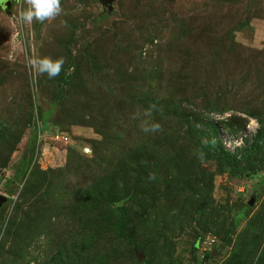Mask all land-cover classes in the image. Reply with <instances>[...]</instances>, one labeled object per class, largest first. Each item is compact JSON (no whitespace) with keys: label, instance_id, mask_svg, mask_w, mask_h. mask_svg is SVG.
Wrapping results in <instances>:
<instances>
[{"label":"rangeland","instance_id":"obj_1","mask_svg":"<svg viewBox=\"0 0 264 264\" xmlns=\"http://www.w3.org/2000/svg\"><path fill=\"white\" fill-rule=\"evenodd\" d=\"M28 7L0 3V264H264V0Z\"/></svg>","mask_w":264,"mask_h":264},{"label":"clouds","instance_id":"obj_2","mask_svg":"<svg viewBox=\"0 0 264 264\" xmlns=\"http://www.w3.org/2000/svg\"><path fill=\"white\" fill-rule=\"evenodd\" d=\"M29 4L30 7L19 13L21 21L31 23L33 20H39L43 22L55 18L62 12L61 0H29ZM64 63L63 57H41L32 62L30 66L34 65L38 73L47 74L48 78L52 79L60 75ZM155 109L156 106L153 104L131 114L130 118L138 122V127L144 134H155L161 130L160 123L153 117Z\"/></svg>","mask_w":264,"mask_h":264},{"label":"water","instance_id":"obj_3","mask_svg":"<svg viewBox=\"0 0 264 264\" xmlns=\"http://www.w3.org/2000/svg\"><path fill=\"white\" fill-rule=\"evenodd\" d=\"M8 0H6L7 2ZM108 3H111L113 0H106ZM6 197L4 195H0V204L2 203L3 200H5ZM254 202L253 198L250 200V204ZM139 259H142V255H139Z\"/></svg>","mask_w":264,"mask_h":264},{"label":"trees","instance_id":"obj_4","mask_svg":"<svg viewBox=\"0 0 264 264\" xmlns=\"http://www.w3.org/2000/svg\"><path fill=\"white\" fill-rule=\"evenodd\" d=\"M119 209L122 211L123 215H125L123 205L121 203L118 204Z\"/></svg>","mask_w":264,"mask_h":264},{"label":"built area","instance_id":"obj_5","mask_svg":"<svg viewBox=\"0 0 264 264\" xmlns=\"http://www.w3.org/2000/svg\"><path fill=\"white\" fill-rule=\"evenodd\" d=\"M250 121H251V120H250ZM254 125L257 126L256 122L252 120V121L250 122V126L253 127Z\"/></svg>","mask_w":264,"mask_h":264},{"label":"snow or ice","instance_id":"obj_6","mask_svg":"<svg viewBox=\"0 0 264 264\" xmlns=\"http://www.w3.org/2000/svg\"><path fill=\"white\" fill-rule=\"evenodd\" d=\"M0 3H3V0H0Z\"/></svg>","mask_w":264,"mask_h":264}]
</instances>
